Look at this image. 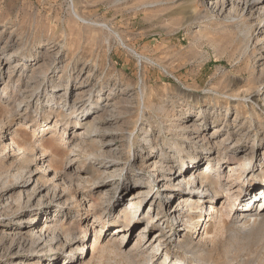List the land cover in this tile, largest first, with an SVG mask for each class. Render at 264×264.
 <instances>
[{
  "label": "rangeland",
  "instance_id": "rangeland-1",
  "mask_svg": "<svg viewBox=\"0 0 264 264\" xmlns=\"http://www.w3.org/2000/svg\"><path fill=\"white\" fill-rule=\"evenodd\" d=\"M255 90L257 105L243 98ZM196 114H203L201 123L194 124ZM78 122L92 125L90 141L83 142ZM48 123L53 129L39 133ZM203 147L214 155L204 158L201 173L222 157L228 176L232 148L251 169L242 179L232 176L228 188L238 199L228 207L222 190L215 218L195 238L206 203L197 202L192 213L186 208L193 218L187 229L173 215L192 187L178 184L187 167L180 156ZM152 158L155 167L148 166ZM151 183L148 197L166 206L163 224L158 204L153 222L114 235L136 185ZM263 187L264 4L0 0V244H8L0 247V264H162L166 255L167 264H264V215L234 219L247 203L259 211ZM83 188L89 195L70 208ZM103 208L106 224L88 232L80 255L81 229ZM49 225L59 230L44 229ZM42 228L47 244L31 260L29 247L10 246L14 237L30 240ZM162 228H181L183 245L164 234L152 254L147 242ZM188 242L194 247L185 249Z\"/></svg>",
  "mask_w": 264,
  "mask_h": 264
},
{
  "label": "bare ground",
  "instance_id": "bare-ground-1",
  "mask_svg": "<svg viewBox=\"0 0 264 264\" xmlns=\"http://www.w3.org/2000/svg\"><path fill=\"white\" fill-rule=\"evenodd\" d=\"M255 1L257 2V5L262 6L264 4V0H255ZM74 16H76L80 20H84L83 18H81L80 15H77L76 12L74 13ZM105 27H107V26H105ZM107 29H108V27H107ZM249 33H251V31ZM259 95L260 94L258 93V90H255L254 93L251 94L249 97H247V98L243 97V98H244V100H249L250 102H253L252 103L253 105L254 104L257 105L258 104L257 98H260ZM237 97L239 98V96H237ZM250 107H251V109H253V111L256 109L254 106L250 105ZM195 116H196V119L194 120V124L201 123L202 120L204 119L203 114H196ZM62 122H64V120H62L60 123H62ZM78 125H79L78 128H81V126L85 127V132H84L85 141H83V142L90 141L92 138V136H91L92 125L87 123V122L86 123L78 122ZM53 127L54 126H52L48 123V124L40 127L42 130L39 131V133L40 132L46 133L48 130H52ZM214 130H215V133L219 132V130H217V128ZM12 144L16 145L18 150L23 149L19 145H17L16 142H12ZM35 145H39V142H36ZM40 146H42V144ZM235 150L238 151V148H236V149L232 148V151L229 152L231 154L233 152V154L231 155V157L229 156L228 157L229 160H227V162L228 161L231 162V164H228V167L230 169L228 172H226V173H228V176H227V174L225 175V171H224V175L222 174V172H223L222 167L225 163V162L222 163V160L224 159L222 157H220V159L218 158V161H217L215 167H212V166L207 167V170L204 171V173L200 172V170H201L200 166H201L204 158H208V161H209V158L212 159V157L214 155L213 151H211L208 147H203L202 150L197 151V152L196 151L189 152L188 154H186V156L178 155V156H180L181 162H183L184 160L187 159L185 161L187 163V165H186L187 167L184 169L182 168L183 169L182 172L179 173L178 184H183L184 186L191 184L192 187H190L189 190L183 192V195L181 198L182 200L180 201L178 208H175L173 218H175L177 222H179L181 225H183L187 229L193 223V221H192L193 218H192L191 213L194 211L197 202H200L203 200L204 203H206L205 208L200 211V212H204V214H203V217H201L202 221H201L200 228H198V230L195 231L193 234V235H196L195 238L200 235V233H201L202 229L205 227L206 223L215 218V216L218 212L217 208L219 205L217 197L220 195V192L222 190L226 191L225 197H226V202L228 203L227 204L228 207H231V205L234 203V201L238 199V197H235L234 194H231V192L228 188L229 182L233 181V180H231L233 175H237L238 179H242L244 177H247L245 174H246L248 169L249 170L251 169V167H249V168L247 167L246 161L243 159L242 156L241 157L235 156ZM247 151H249V150H247ZM33 161H35V158L31 157L30 162H33ZM183 164H185V163L183 162ZM148 166L149 167H151V166L155 167L156 166V162L153 158L149 162ZM159 166H161L163 168V170H166V169H164V167L169 168L170 164L165 165V166L163 164H159ZM155 175L157 177L159 176L158 170H157V172H155ZM248 175H251V177L252 176L255 177L254 170H251V172ZM166 176H169V175H166ZM191 178H193L192 179L193 181L191 180ZM225 178H227V182L223 183V180H225ZM170 179H171V177L169 179H167V177L162 178V180H165V181H169ZM95 181L96 180H94V182ZM168 184L169 183L162 185V190L165 191L166 189H168L170 187V185L168 186ZM154 186L155 185L153 183H151L150 186L147 188H141L140 185H136V187L138 188V191H136L135 194H133L130 197V200L127 202V204H125L126 206L123 208L121 207L120 211L118 212L119 216L122 217L121 221L124 223V225L119 226L117 233L114 235H118L119 233L120 234L121 233L126 234V233L134 230L136 225L139 224L141 222V220H144L146 222L151 223V222H153V220L158 215H159V217H157L158 218L157 221L160 220L159 222L162 223V219H164V217H165L164 214H165L166 206L159 199H156V201H155L154 200L155 198L152 199L151 197H148L150 195V189H154ZM83 189H84L83 193H81V194L76 193V194H73L71 196V198H73V199L68 203L71 205L70 208L75 209L77 206H79L82 203V200L86 199V196L89 195L88 189L87 188H83ZM169 193H171V192H168V193L164 192L163 197L167 198V194H169ZM262 194L263 195L259 196V202L260 203H262V202L264 203V187H263ZM253 199H254V197H253V195H251V197H249V199H247V202H250ZM150 201H151V207L148 211H146L147 208L149 207L148 203ZM158 204H159V207L156 210L157 215L152 216L151 212H153V207L155 205H158ZM186 208L191 213H188ZM184 209L186 210V212H183ZM238 210L239 211L236 212V218H234V219H236L237 221L240 222L241 220H244L247 217L264 215V204L263 205L260 204L259 211H251L249 203H247L245 206L242 205L240 207V209H238ZM94 212H95L94 215H92L90 217V220L87 222L88 223L87 226L83 230L81 229L82 238H81L80 242H82V246H81L80 250L82 251V253L80 255H84L85 248H86V244H84V243L88 242L90 240V236L89 237L87 236L88 232L89 231L92 232L94 227L98 228L101 225L106 224V221H107V215H106L107 209L106 208L100 209L99 211H98V209H94ZM78 216H79V214H78ZM11 223H12L11 220L5 221V222L1 223V226H9V225H11ZM222 223H223V221H220V226ZM34 224H37V223H33V225H31V226H34ZM159 225H161V224H159ZM44 229H46L47 231H49V229L53 230V231H57V230H59V227L56 225H49V226H45ZM60 230L64 231L63 228ZM180 230H181V228H179L178 231L171 232V230H170L166 233L165 230L162 228L161 233L156 234L152 241L147 242V251L151 250L152 254L154 252H158L160 250L161 246L164 244L163 243L164 239H162V238H164L163 237L164 234H166V236H168V239H171V237H176L177 239H179V241L182 244L183 241H181L179 238ZM43 231L44 230L42 228L38 232V235H36L35 237H33L30 240L26 239L23 236H20L18 238L14 237L10 241L11 242L10 246L15 247L17 245H20L21 247L22 246L23 247H29L27 250V253L29 254V256L27 258L30 259V258H32V256L36 255V252H37L38 248L40 247V245H42V244L46 245L47 244V242L44 239H42L43 238L42 237ZM140 233L142 234L141 239L146 238L145 233H147V228L140 230ZM119 239L121 240V238H119ZM122 240L125 243L126 240L125 239H122ZM127 245L128 244L123 245V247H127ZM7 246H8V244L5 241H2V244H0V247H7ZM121 246L122 245L120 243V248H121ZM183 247L185 249L193 248L194 244L193 243L191 244L188 242V244H185V246H183ZM49 250H53V248L51 247L48 249V251ZM121 251H122V253L126 252L125 250H121ZM150 254H151V252H150ZM79 259L80 258L77 257V259H74L73 262H75L76 260H79ZM168 261H169V257L166 255V259L162 264H167ZM67 264H69V262ZM170 264H180V262L175 261L172 263L170 262Z\"/></svg>",
  "mask_w": 264,
  "mask_h": 264
}]
</instances>
